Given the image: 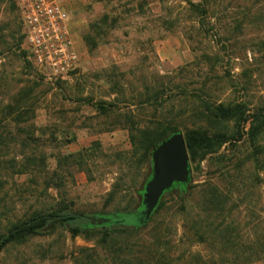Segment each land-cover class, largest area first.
<instances>
[{
  "label": "rangeland",
  "instance_id": "rangeland-1",
  "mask_svg": "<svg viewBox=\"0 0 264 264\" xmlns=\"http://www.w3.org/2000/svg\"><path fill=\"white\" fill-rule=\"evenodd\" d=\"M57 1L78 57L62 78L30 61L18 8L0 0V235L64 206L132 210L149 173L139 146L145 130L235 139L232 122L213 120L207 107L239 104L250 119L264 113V0H205L207 17L189 5L201 0ZM244 133L237 146L190 162L184 197L163 196L136 234L124 230L107 245L57 228L7 246L0 264H118L121 250L142 264L156 245L149 264L164 262L160 254L174 264H224L236 255L239 264H264V155L259 165L243 164L252 151ZM220 153L218 164L211 156ZM198 230L216 233L200 238Z\"/></svg>",
  "mask_w": 264,
  "mask_h": 264
},
{
  "label": "trees",
  "instance_id": "trees-1",
  "mask_svg": "<svg viewBox=\"0 0 264 264\" xmlns=\"http://www.w3.org/2000/svg\"><path fill=\"white\" fill-rule=\"evenodd\" d=\"M205 0H201L199 4H189L191 8L196 9L202 13V16L207 17L209 9ZM202 8V9H200ZM98 110H105L103 106H97ZM210 117L213 120H221L225 122H232L235 130L233 136H228L225 133L221 132H210L205 129H188L183 133L184 142L187 148L189 155V161L191 163L199 164L205 159L206 156L217 153L220 148L230 142V145L237 146V142L242 139V133L245 132L244 128L249 122V128L244 133L247 136V142L252 147V151L247 155L246 161L243 163H252L254 165L258 164L264 155V146L261 144V137L264 135V113L261 110L253 114L252 119L250 116L246 115V109L244 106L239 104H219L212 107H207ZM249 117V118H248ZM242 127V128H241ZM244 130V131H243ZM175 130L161 128L156 126L150 130H145L140 134L139 146L143 149L142 155L150 161V155L152 150L165 138H167ZM233 140V141H232ZM229 150V149H228ZM231 151V149H230ZM226 153L216 154L211 156L218 164H221L226 159ZM242 164V165H243ZM151 169V161L149 164V173L144 178L141 189L137 191V194L140 198V202L132 210L127 211H112V212H97V213H77L70 208L64 206V208L49 210L46 212H36L31 217L26 220L19 222L18 224L12 225L9 229L0 235V253L10 245L23 243L34 236H41L43 234L49 235L53 233L57 228H63L65 231L69 232L72 238L83 237L84 235L87 238H93L97 235L100 236L101 242L104 244H110L112 241L113 244L116 243L117 237L120 236V233L124 230L136 234L138 230L143 229L151 221V218L156 214L161 208V201L151 216L149 222L146 224H138L136 222V216L141 209V193L142 188L147 180ZM187 186L185 187H174L171 191L164 194H169L173 191H177L180 196L185 195ZM201 230H198L196 234L200 238L203 236L211 235L213 236L216 233V230L206 231L205 233H199ZM84 236V238H86ZM86 238V239H87ZM232 238V237H231ZM222 239H227L225 236ZM233 239V238H232ZM89 240V239H87ZM161 240V238H158ZM106 245V246H107ZM167 249L163 248V251ZM230 247H228V252ZM227 252V253H228ZM246 250H242V254H245ZM262 251L257 252L255 255H251L248 258H243L242 260L248 261L250 257H257L261 254ZM135 252L132 250H121L120 257L121 262L118 264H136L137 260L133 256ZM166 254V253H165ZM159 249L157 245L153 248H149L144 253V258L140 259V263L149 264L146 259L148 256H152L154 259L158 257ZM185 256V255H184ZM135 257V258H133ZM158 258L162 259L164 262L157 261V264H174L173 261L165 259L164 254H160ZM186 257V256H185ZM238 255L235 256V259ZM232 259H226L224 264H228V261H231L230 264H239L240 262ZM190 264H199L197 262H191Z\"/></svg>",
  "mask_w": 264,
  "mask_h": 264
},
{
  "label": "built area",
  "instance_id": "built-area-1",
  "mask_svg": "<svg viewBox=\"0 0 264 264\" xmlns=\"http://www.w3.org/2000/svg\"><path fill=\"white\" fill-rule=\"evenodd\" d=\"M23 26L25 50L38 70L54 78L71 73L77 52L67 13L57 0H14Z\"/></svg>",
  "mask_w": 264,
  "mask_h": 264
},
{
  "label": "water",
  "instance_id": "water-1",
  "mask_svg": "<svg viewBox=\"0 0 264 264\" xmlns=\"http://www.w3.org/2000/svg\"><path fill=\"white\" fill-rule=\"evenodd\" d=\"M151 170L141 193L138 224L149 222L165 193L174 187H185L191 181L189 155L183 133L175 131L151 152Z\"/></svg>",
  "mask_w": 264,
  "mask_h": 264
}]
</instances>
